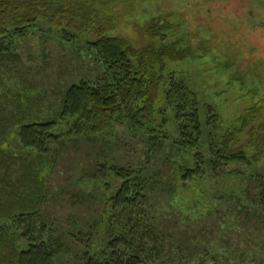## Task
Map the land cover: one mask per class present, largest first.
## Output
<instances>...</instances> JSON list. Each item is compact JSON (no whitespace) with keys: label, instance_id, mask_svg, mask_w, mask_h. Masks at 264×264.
I'll return each mask as SVG.
<instances>
[{"label":"rangeland","instance_id":"1","mask_svg":"<svg viewBox=\"0 0 264 264\" xmlns=\"http://www.w3.org/2000/svg\"><path fill=\"white\" fill-rule=\"evenodd\" d=\"M108 1V12L116 20L113 34L139 44L146 23L159 17L168 41L190 47L191 54L184 59L164 60V74L183 80L202 106L213 107L217 115L210 128L216 138L241 127L239 117L248 108L264 115V0ZM13 50L19 59L5 61L11 68L0 65V107L5 113L18 106L31 110L30 98L20 96L27 95L32 84L30 95L38 98L33 109L39 116H51L71 83L94 81L101 71L93 52L64 42L41 26L15 38ZM164 115L168 140L162 146H151L142 131L120 121L99 134L97 141L69 135L50 167H39L47 182L39 221L44 222L45 236H58L63 243L55 264H80L85 251L106 247L110 218L104 214L105 190L92 175L97 165L125 166L155 180L148 192L147 219L155 230L168 232L159 244L171 260L264 264V212L254 203L257 187L252 180L264 171V153L259 162L223 164L217 174L205 166L203 174L183 181L180 159H191L190 150L177 144L174 111L166 107ZM157 117L162 118L160 111ZM249 127L244 125L245 131ZM15 130L9 124L1 142L19 156L6 162L1 176L7 170L16 177L28 167L22 158L35 159L15 139ZM104 177L115 185L112 174Z\"/></svg>","mask_w":264,"mask_h":264},{"label":"trees","instance_id":"2","mask_svg":"<svg viewBox=\"0 0 264 264\" xmlns=\"http://www.w3.org/2000/svg\"><path fill=\"white\" fill-rule=\"evenodd\" d=\"M108 3L0 0V65L19 59L13 50L15 38H24L41 26L64 42L93 52L101 69L94 81L71 83L51 116H39L33 109L38 98L30 95L32 84L27 95H19L25 100L30 98L27 106L31 110L18 106L5 113L0 107V171L8 160L12 163L19 156L1 142L9 124L16 126L13 135L22 149L35 156L32 160L21 159L28 167L20 175L11 177L7 170L0 174V264H55L63 243L58 236H45L44 222L39 221L47 187L39 167H50L69 135L97 141L99 134L123 121L132 130L142 131L151 146H162L168 140L163 125L164 109L169 107L176 119L177 144L190 150L191 159H180L183 181L203 174L208 166L217 174L223 164L259 162L263 156V114L248 108L239 117L241 127L228 129L216 138L210 128L217 115L213 107L202 106L196 92L183 80L172 73L164 74V60H182L191 54L190 47L168 41L166 26L160 24L159 17L146 23L145 38L139 44L113 34L116 20L108 12ZM159 111L161 119L157 117ZM253 120H258L257 124H251ZM244 125H250L252 131H245ZM249 150L253 151L250 155ZM107 173L115 177L114 186L104 177ZM92 175L105 190L109 237L106 247L85 251L80 264H179L159 244L168 232L155 230L147 219L148 192L155 180L125 166L97 165ZM252 180L257 187L253 202L264 212V171L255 173ZM84 238L81 241L85 242Z\"/></svg>","mask_w":264,"mask_h":264}]
</instances>
